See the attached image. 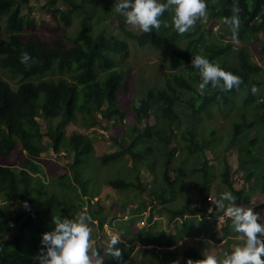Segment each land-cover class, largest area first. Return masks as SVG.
<instances>
[{
	"label": "trees",
	"instance_id": "1",
	"mask_svg": "<svg viewBox=\"0 0 264 264\" xmlns=\"http://www.w3.org/2000/svg\"><path fill=\"white\" fill-rule=\"evenodd\" d=\"M28 1L0 0V34L2 22L7 31L5 39H0V68L9 71L12 75H21L13 88L0 74V156L6 157L18 143L26 156L20 167L0 164V199L18 200L20 204L28 203L31 206L29 210L19 208L13 214L14 223L10 224L6 208L0 203V264H35L34 257L42 247L41 234L52 228V217H75L73 203L66 196L58 197L53 191L47 190L39 176H34L35 173L43 172L39 156L49 147L57 155H62L61 153L63 156L72 155V161L66 166L67 173L60 177L52 176L51 179L61 180L64 177L69 180L67 185L73 183L85 193V187L88 188L89 180L94 177L87 174L83 176L80 172L85 170L82 171L80 166L89 159L93 152V144L85 134L73 131L66 135L64 126L74 121L78 114L85 124V121H88V126L101 125L96 114L102 108L105 109L104 118H112L120 122L124 119L125 112L118 103V90L123 81V73L116 69L117 61L114 56L128 51V40L135 41L140 48L157 42L171 48L168 66L174 71L166 75L163 87L156 90L148 88L143 96L138 97L130 105V110L135 116V124L147 121L150 112L153 111L161 119L160 126L154 127L150 135H147L145 133L147 125L142 129L133 125L129 128L131 132L129 142L122 139L118 151L99 156L101 164L107 165L109 161L123 159L128 155L132 162L133 179L127 180L124 176L110 178L105 184L118 191L148 190V202L152 207L156 210H164L170 218L183 221L180 227L185 231L189 229V220L194 219L197 214L199 216V213L214 217L212 223H217L223 211L216 209L214 205L210 207L208 203L207 186L211 171L204 151L213 142L221 141V138L214 134L213 129L209 130L208 136H204L203 133L197 136V128L191 124V121L200 113L207 112L212 106L223 109L224 103L229 105V101L235 103V100L240 98L241 102L237 107L238 117L232 120L229 143L236 147L238 161L231 174L228 162L225 159L221 160L220 180L234 195L235 204H248L255 191L264 194V72L259 64L251 60L247 50L241 45L235 47L236 43H246L258 35L264 40V0H205L204 17L216 18L221 25L228 28L229 26L223 23V17L231 15L233 8L239 9L240 23L236 40H233L230 28L221 32L218 38L213 37L212 34H209L211 38L206 36L211 30L200 23L204 17L198 19L185 33H177L172 26L173 13L170 8L158 18L161 22L159 28L147 33L142 31L137 33L127 28L125 18L116 12L109 22L94 32L92 17L97 21L109 17L111 11L108 6L104 5L100 14L95 7H88L84 2L75 4L73 0H64L67 1L68 7L59 9L54 7L55 0H47L46 5L53 8L55 14H59L66 26L69 25L71 14L79 16L74 36L67 38L68 46L60 41H54L50 45L38 38L22 37L21 32L31 20L21 12L20 8ZM117 18L119 22L115 23L114 19ZM114 29L118 30L117 34ZM119 33L122 38L119 37ZM226 36L229 37L228 40H224ZM179 40H183L180 48L175 47ZM24 52L29 55V60L22 63L20 56ZM262 53L264 54V42ZM197 54L205 56L223 70L237 74L241 79L239 87L220 91L209 84L204 94H201L198 90L200 77L197 71L187 67L182 72L176 70L179 66L187 64L191 56ZM52 70L58 73H70L73 81L61 77L40 78ZM36 75L39 79L33 81L32 76ZM253 86L255 92L251 90ZM177 107H182L185 120L190 122L180 132L179 138L184 143L182 149L187 154L197 156L198 165L189 167L190 173L197 172L195 173L197 179L196 182L191 181L189 185L198 187V201L197 204L191 205L188 201H184L187 196H180L181 205L172 207L167 204L169 201H177V189L184 187L181 183L185 179L179 174V168L186 164L185 160L176 159L174 170L178 173L170 181L168 165L172 163L177 150L176 144L171 145V143L176 137L175 129H178L181 123ZM37 117L45 120L44 131ZM43 137L48 141L42 143ZM147 141L149 144L146 143ZM152 142L158 144L164 156L161 177L168 185V195L164 187L155 189L150 185L146 188L140 179L141 162L154 152L150 146ZM86 156L88 158L85 160ZM154 160L155 158H152L151 163ZM151 163L148 162L149 167ZM69 171H73L72 177L69 176ZM236 181L241 184L253 182L256 186L255 190L249 189L250 194L247 195L242 185L235 187ZM145 201L147 198L137 200L131 212L135 207L136 209L143 207ZM83 202L78 203L77 206H83ZM126 205L127 203L121 204L120 211H123ZM86 210L98 230H103L106 214H95V209L89 210L88 207ZM253 211L256 212V209ZM229 219L227 217L223 219L224 227L221 231L225 236L230 233L237 235ZM151 220L150 213L147 216L148 223ZM128 221L130 224L128 226L131 227L135 219ZM199 221L198 226L200 224L202 226L197 228L196 233L201 236L204 224H209L203 218ZM7 232L11 233L9 238L4 237ZM151 232L148 229L138 232L137 235L141 237L138 242L143 245L153 243L150 240ZM211 233L217 242L222 239L217 236L218 232ZM153 237L155 245L166 248L176 243L181 238V233L176 231L173 236L165 237L164 231L160 230L155 232ZM200 246L187 248L184 252L185 257L201 262L205 254L200 252ZM115 247L120 249L119 258L107 253L101 256L97 250L98 255L103 259V264H127L134 246H126L118 242ZM170 253L166 254L170 255ZM261 258L264 259V256Z\"/></svg>",
	"mask_w": 264,
	"mask_h": 264
},
{
	"label": "rangeland",
	"instance_id": "2",
	"mask_svg": "<svg viewBox=\"0 0 264 264\" xmlns=\"http://www.w3.org/2000/svg\"><path fill=\"white\" fill-rule=\"evenodd\" d=\"M75 4H81L84 2L88 7H95L97 13L102 14V8L104 5L109 7L111 14L106 19H94L92 17V28L94 32H97L102 28L106 22H109L113 18V13H115L114 0H73ZM47 0H29L27 4L21 5V12L26 15L31 20V23L27 24L21 35L23 38H38L44 40L48 44L52 45L54 41H60L68 46L69 41L67 38L74 36V31L78 26L79 16L71 14L69 25L66 26L61 20L59 14H55L52 10L53 8L46 5ZM54 7L59 9H66L68 7L67 1L64 0H55ZM125 20V19H124ZM114 22L117 23L118 18L114 19ZM201 24H205L206 29H210L211 32L206 34H212L213 37L218 38L219 34L224 30L228 31L229 28L220 24L219 20L216 18L206 19L205 17L200 20ZM126 27L133 30L134 32H140L141 30L138 27H134L126 23ZM115 34L118 33V30L114 29ZM7 36V31L5 29L4 22H2V32L0 34V39H5ZM119 37H123L119 33ZM209 38H211L209 36ZM229 37L226 36L224 40H228ZM183 40H179V43L175 47H182ZM264 40L261 35H258L255 39L239 44L236 43L235 47L240 45L247 50L252 61L256 62L262 67L264 72V54L262 53V44ZM129 49L125 54L114 56L117 61L118 70L123 73V81L118 90V103L121 106V109L125 112L124 119L120 122L115 119L104 118L103 114L105 109L102 108L96 114L101 125L88 126V121H85L78 114L76 119L72 122H68L64 126V133L66 135L71 132H79L87 135L93 144V152L90 154L89 159L80 166V172L83 176L93 175V179L89 180L88 188L85 187V193L81 190L80 187L70 183L67 185L69 180H66L64 177L61 180L54 179L51 177H60L62 174L67 173L66 166L72 161V155H57L51 148H47L43 151L40 156V164L42 165L43 172L35 173L34 176H39L43 181L44 186L47 190L53 191L58 197L66 196L75 206V216L84 213L89 218L88 223L91 228V237L90 243L98 250L102 255L106 254L105 246L108 242L109 237L112 234L120 235V241L126 246L133 245L134 248L130 253L127 264H172L171 260H178L179 264H185V261L190 259L185 257V250L189 247L200 246V252L204 253L205 256L209 254H215L218 257H221L225 252H230L233 247L237 244L242 243V240L237 235H232L231 233L227 236L223 235L221 229L224 227V223H212L214 217H208V214L199 213V216L192 220H189V229L183 230L180 227L182 223L177 218H170L164 210H156L150 202H148V190L138 192V189H124L121 191L115 190L105 184L106 180L110 178H116L124 176L127 180L133 179V171L131 169V159L126 155L123 159H118L116 161H109L107 165H102L99 156L103 154H109L120 149L119 142L124 139L126 142L131 140V132L129 128L133 125H136L138 129H142L144 126H148L145 129V133L150 135L151 130H154V127L160 126L161 119L153 111L150 112V116L147 121H142L140 124H135V116L130 110L131 103L136 100L138 97H141L145 94L148 88L154 90L163 87V82L167 74L173 72L174 70L169 69L168 66V55L171 51V48L164 46L160 42L155 44H149L142 48L138 47L135 41L128 40ZM190 62V61H189ZM183 64L179 66L176 70L181 71L187 67L190 70L197 71L196 69L190 66V63ZM1 76L7 80L10 85L14 88L17 85L18 80L21 75L16 74L12 75L9 71L0 68ZM38 75L32 76L33 81H37ZM64 78L69 81H73L70 76V73L62 72L58 73L56 70L44 74L42 79L51 78ZM35 78V79H34ZM240 98L235 100V103H230L223 105V109L218 106H212L208 109L207 112L200 113L197 115L196 119H192L191 124H194L197 128V136L200 133H203L204 136H208L209 130L213 129L214 134L221 138V141L213 142L209 148H207L204 153L208 161V166H210L211 175L209 176V184L207 186V194L209 196V206L211 207L212 203L210 200L218 198L219 194L223 191H229L220 180V171L221 160L225 159L231 170V174L234 172L237 165V151L236 147L230 143V133L232 120L237 118L238 106L240 105ZM232 105V108L229 109ZM228 105V106H227ZM178 109V114L181 118V123L178 126V129H175L176 137L171 145H175L177 150L174 153L172 158V163L168 165V176L170 181L173 180L177 173L174 170L176 165V159L185 160L186 164L180 166L179 174L184 176L185 181H182L184 187L177 189L178 199L169 201L167 206L177 207L181 205L182 198H185L184 201H188L189 204H197L198 201V187L190 186V182L197 179L195 173H190L189 167H196L198 163L196 162L197 156L187 154L183 149V141L180 140L179 134L183 131L186 126L189 125V121L185 120V115L182 113V107ZM37 121L40 124L42 131L45 130V120L42 117H37ZM48 139L43 137L42 143L47 142ZM149 144V142H146ZM150 146L153 148L154 152L151 156L145 158L140 164V179L144 183L145 187L149 188L150 185L155 189H160L164 187L166 194H169L168 185L164 182L161 177V165L164 156L162 155L161 149L159 150L158 144L152 142ZM183 148V149H182ZM85 157V160L88 158ZM25 152L21 148L20 143L6 156H0V164L7 165L10 167H20L21 162L25 159ZM155 158L154 161L151 160ZM148 162L151 163L149 167ZM72 177L73 171H69ZM238 173V172H237ZM239 174V173H238ZM67 177V176H66ZM181 178V179H182ZM54 180V181H52ZM57 181V182H56ZM59 181V182H58ZM243 186L244 191L249 195V189L255 190V184L250 182L248 184L240 183ZM239 183H235V187H240ZM92 191H88V190ZM231 192V191H230ZM34 193V192H33ZM140 193V194H139ZM232 193V192H231ZM185 194V195H183ZM2 198V196H1ZM82 198V199H81ZM90 200H89V199ZM147 198V201L143 203V207L140 209H134L131 212L132 207L135 206L136 201ZM1 204L6 208V213L9 218V223L13 224V214L20 208L23 210H29L31 206L28 203L20 204L18 200L4 201L3 198L0 199ZM84 201V202H83ZM200 201V199H199ZM83 206H77L78 203ZM127 203L125 209L120 211L121 204ZM227 201L225 204L227 205ZM234 203V202H233ZM26 205V206H25ZM132 205V206H131ZM243 205V204H242ZM77 206V207H76ZM213 206V205H212ZM243 206H251L256 209V212L259 213L260 217L264 219V194L260 191H255L250 197V202ZM89 210H94L95 214L103 215L106 214L105 223L103 224V230H98V227L94 221L90 219ZM91 208V209H90ZM101 208V209H100ZM223 210H221L222 212ZM152 214V220L148 223L147 216ZM216 216V215H214ZM187 218H189L187 216ZM204 219L209 225L204 224L202 228L203 235L199 236L196 231L199 220ZM211 218V219H210ZM129 219H135L128 226ZM107 220V221H106ZM141 220L144 221V225H141ZM111 222V223H110ZM230 222V219H229ZM231 223V222H230ZM148 229L152 231L150 240L153 243L143 245L138 242V239L141 237L138 232ZM164 231L165 237H170L179 231L181 233V238L170 247H161L155 245L154 233L157 231ZM211 232H218L217 236L222 239L217 242L214 235ZM189 233V234H187ZM11 235L10 232L5 233L4 237L9 238ZM217 237V238H218ZM163 240V238H162ZM213 240V242H210ZM171 252L170 255L166 253ZM192 264H200L198 260H192Z\"/></svg>",
	"mask_w": 264,
	"mask_h": 264
},
{
	"label": "clouds",
	"instance_id": "3",
	"mask_svg": "<svg viewBox=\"0 0 264 264\" xmlns=\"http://www.w3.org/2000/svg\"><path fill=\"white\" fill-rule=\"evenodd\" d=\"M114 7L127 24L145 33L159 28L161 22L158 18L169 8L173 13L172 26L180 34L188 31L198 19L206 15L205 0H114ZM231 12V15L223 17V23L229 26L232 38L236 40L240 23L239 9L233 8ZM20 60L22 63L27 62L29 55L22 53ZM189 63L200 77L198 90L201 94H204L209 84L220 91H229L241 83L237 74L223 70L205 56L193 55ZM251 90L256 91L254 86ZM234 200L230 191H223L218 198L210 201L216 209L223 210L217 224L225 217L230 218L231 227L242 243L221 257L206 255L200 264H264L261 258L264 256V219L251 206L235 204ZM195 216L198 217V214ZM88 220L84 213L72 218L53 216L52 228L41 234L42 247L34 257L35 264H103V259L90 243L91 228ZM119 241L120 235L112 234L105 246L106 253L114 258L120 256V249L115 247ZM172 264H179V261L174 260ZM185 264H192V261L188 259Z\"/></svg>",
	"mask_w": 264,
	"mask_h": 264
},
{
	"label": "built area",
	"instance_id": "4",
	"mask_svg": "<svg viewBox=\"0 0 264 264\" xmlns=\"http://www.w3.org/2000/svg\"><path fill=\"white\" fill-rule=\"evenodd\" d=\"M62 154H63V153H62ZM236 183H238V181H236ZM140 223H141V225H144V221H141Z\"/></svg>",
	"mask_w": 264,
	"mask_h": 264
},
{
	"label": "crops",
	"instance_id": "5",
	"mask_svg": "<svg viewBox=\"0 0 264 264\" xmlns=\"http://www.w3.org/2000/svg\"><path fill=\"white\" fill-rule=\"evenodd\" d=\"M210 242H212V241H210Z\"/></svg>",
	"mask_w": 264,
	"mask_h": 264
}]
</instances>
